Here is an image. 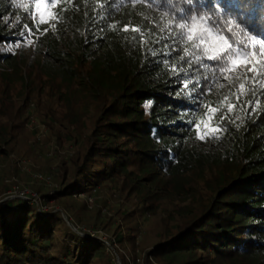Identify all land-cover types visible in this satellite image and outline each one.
I'll return each mask as SVG.
<instances>
[{"label": "trees", "instance_id": "trees-1", "mask_svg": "<svg viewBox=\"0 0 264 264\" xmlns=\"http://www.w3.org/2000/svg\"><path fill=\"white\" fill-rule=\"evenodd\" d=\"M39 1L0 0V46L23 42L22 37L33 40L29 72L61 79L68 93L58 99L67 103V112L60 120L55 114L48 118L49 129L58 121L80 130L89 123L85 144L57 168L58 184L50 176V184L42 181L55 186L52 194L41 195L44 204L60 206L77 226L107 232L120 247L125 241L133 247L134 239H124L120 227L112 230L99 213L82 215L78 197L120 183L128 196L136 195L141 212L152 215L160 203L192 196L195 203L164 221L146 264H264V89L249 82L252 90L226 119H221L226 107L215 114L210 127L221 131L200 139L195 125L203 135L206 106L218 107L226 96L235 103L241 81L230 84L201 67L217 61L184 56L185 47L196 51L191 43H177L171 55H165L170 40L156 43L169 21L191 27L192 16L208 14L230 42L246 39L245 33L264 38V0H46L43 17L35 7ZM141 36L146 43H140ZM212 39L217 42L215 35ZM27 51L23 44L19 58L0 53L1 163L15 153L24 131L17 121L28 98L30 80L22 70ZM257 100L253 113L246 106L251 101L256 107ZM9 159L0 171L8 165L22 175L24 165ZM207 172L210 179L204 177ZM185 174L202 180L205 198L198 199L192 187L185 191L177 180ZM15 179H0V264H111L100 237L70 230L62 214L46 212L40 201L9 199ZM132 222L125 221V228Z\"/></svg>", "mask_w": 264, "mask_h": 264}, {"label": "rangeland", "instance_id": "rangeland-1", "mask_svg": "<svg viewBox=\"0 0 264 264\" xmlns=\"http://www.w3.org/2000/svg\"><path fill=\"white\" fill-rule=\"evenodd\" d=\"M41 5L39 9V16L43 17L46 12V0H40L38 2ZM22 41H14L8 44L0 46V53H10L16 57H20L22 53V45L24 44L28 51L26 52L27 63L23 67V75L30 80V83L26 89L28 98H25L20 105V119L17 122L22 123L24 128L23 135L16 139V151L11 155L4 156L2 163H10V156L18 159L23 165L22 175H17L15 169H9L4 167L0 171V179H8L9 177H16V185L9 193L10 199L17 198V194L13 191H24L29 192L30 198L38 197L40 204L43 205V210L58 211L62 214V218L66 222V226L75 232L81 234L90 233L91 238L96 236L100 237L106 244L108 249L107 254L111 258V264H146L145 258L146 253L150 250V246L159 237L164 227V221L168 220L169 216L176 212L177 209L192 205L195 203L191 197H185L183 194L180 195V199L173 202L170 199L168 202L160 203V210L155 214L146 215L142 213L141 203L138 201L135 194L127 195V191L121 190V184L116 185L112 183L105 184V186L98 187L95 191L90 194H85L78 197V201L84 204V209L81 214L85 213H99L100 219L108 224L113 230L114 228L120 227V231L124 234V239L128 240V237L134 239L135 243L133 247L127 241L124 242L123 247L114 244L110 239V234L105 231L95 232L89 226H81L76 224V221L71 216H68L60 206L53 203L44 204V200L41 199V195L52 194L55 190L57 176L55 172L58 167L63 166V163H68L70 157L77 150L79 151L85 144V139L89 123L82 126L83 130L78 129L76 126L67 125L65 122L58 121L53 125V129L47 127L46 122L48 118L56 115L57 119L60 120L62 115L67 112V103L63 100H59V95H64L66 90L61 84V79L57 77L56 80H46L45 74L43 75L39 70L30 73L27 64L29 60L33 58L32 50L34 48V42L31 39H25L22 37ZM30 51V52H29ZM38 63H41L38 61ZM18 92V91H16ZM73 98V96H70ZM69 97V98H70ZM69 98H65L67 100ZM33 105L36 111V126H32V130L39 129L37 133H30L28 127V109ZM84 123L83 121H81ZM44 127V128H43ZM46 128V129H45ZM72 136H77L78 144H74ZM38 139V141L36 140ZM1 161V160H0ZM16 174V175H15ZM34 175H41L43 180L48 176L52 177L54 184L50 186L45 185L42 181H33ZM205 179H210L211 175L207 172L204 175ZM164 181L170 179L164 178ZM185 189V191L192 192L188 188L192 187L195 189L196 196L198 199L205 198L206 192L201 179L196 178L194 174H185L184 176L177 179ZM187 192V193H189ZM124 211L123 214L127 215L123 217V214L119 211ZM82 214V215H83ZM132 219L134 222L129 224L128 229L125 228V221ZM105 225V224H104ZM95 233V235H94ZM97 238V237H96ZM155 264V263H151Z\"/></svg>", "mask_w": 264, "mask_h": 264}, {"label": "snow or ice", "instance_id": "snow-or-ice-1", "mask_svg": "<svg viewBox=\"0 0 264 264\" xmlns=\"http://www.w3.org/2000/svg\"><path fill=\"white\" fill-rule=\"evenodd\" d=\"M191 2V0H188ZM36 9L39 10L41 5L37 3L35 5ZM51 15V14H50ZM218 15V13H217ZM47 21L41 19L40 23H46ZM201 24L202 27L199 31L196 30V25ZM231 25V21H229ZM173 26L178 31L173 30ZM123 31L127 32L129 29L125 27ZM132 32L140 31L137 28H132ZM161 35L156 38V43L158 44L161 39H167L171 42V51H165V55H171V52L176 51L175 45L177 43L188 44L191 43L192 49H195V52H190L187 47L184 48V56L192 55L195 57L196 61L201 59H207L208 61H217L218 64L207 65L203 64L201 67L210 69L214 74L219 73L224 79H226L230 84L233 81H241L238 85L239 90L233 93L236 97V102L233 103L229 97H224L220 102L218 107H207V112L205 113L208 123L205 124V133L201 135L200 133V124L195 125V130L197 131V136L200 139H204L208 132H218L221 129L211 128L210 124L215 118V114L221 111L226 107L227 112L221 119H226L227 115L236 108L237 104L241 103V98L246 96L249 89L246 85L250 82L253 86V89L257 86L261 89H264V79H257V77H264V38H256L254 36L248 35L245 33V38L237 39L235 42H230L229 39L225 38L223 34L220 33L219 22L214 19L212 14L207 16L201 15L199 17L192 16L191 27L188 23H175L174 21H169L166 29H161ZM228 31H231L229 27ZM166 32V35H165ZM31 33H29L30 35ZM215 35L214 42L212 37ZM140 43L144 44L146 41L141 36ZM257 46L259 51H257ZM166 50L169 49L170 45L165 44L163 46ZM157 53L152 52V55L155 56ZM167 64V61H164ZM173 70L175 67L173 66ZM248 73H252L251 76ZM223 87V85H220ZM187 87V85H185ZM259 106V100L256 102V107L252 106V102L249 101L246 107H251L252 112L254 113ZM145 107H150V105H145ZM246 111V108H245ZM239 119V117H237ZM219 139V136L215 137Z\"/></svg>", "mask_w": 264, "mask_h": 264}, {"label": "built area", "instance_id": "built-area-1", "mask_svg": "<svg viewBox=\"0 0 264 264\" xmlns=\"http://www.w3.org/2000/svg\"><path fill=\"white\" fill-rule=\"evenodd\" d=\"M28 127L30 129H32L31 127L34 126V127H37L36 126V123H37V117H36V111H35V107L33 105L30 106V108L28 109ZM44 128V127H43ZM33 179L34 181L38 182V181H44L46 182L47 184H50V180L48 178H45V180H43L42 176L41 175H34L33 176ZM17 190V189H16ZM13 191V193L17 194V198H20L22 200H27V201H31L33 203H37L39 198L38 197H33V198H30V196L28 195L29 192L27 191H24V189H22L21 191Z\"/></svg>", "mask_w": 264, "mask_h": 264}, {"label": "water", "instance_id": "water-1", "mask_svg": "<svg viewBox=\"0 0 264 264\" xmlns=\"http://www.w3.org/2000/svg\"><path fill=\"white\" fill-rule=\"evenodd\" d=\"M10 198H11V197H9V199H10ZM7 199H8V198H7ZM7 199H5V200H7ZM5 200H4V201H5Z\"/></svg>", "mask_w": 264, "mask_h": 264}]
</instances>
